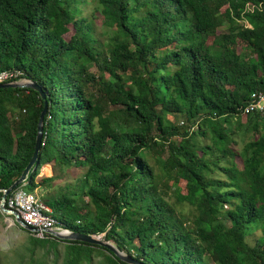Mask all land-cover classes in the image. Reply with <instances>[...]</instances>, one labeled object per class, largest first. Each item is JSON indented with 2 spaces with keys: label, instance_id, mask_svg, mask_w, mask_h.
<instances>
[{
  "label": "trees",
  "instance_id": "trees-1",
  "mask_svg": "<svg viewBox=\"0 0 264 264\" xmlns=\"http://www.w3.org/2000/svg\"><path fill=\"white\" fill-rule=\"evenodd\" d=\"M84 2L0 0V72L45 93L0 87V201L33 155L47 101L29 190L51 186L55 176L36 180L45 163L87 167L42 195L59 221L145 264H264V111H243L264 90V0H97L104 45ZM101 56L97 81L88 66ZM43 239L56 258L65 242L62 264H129L97 244Z\"/></svg>",
  "mask_w": 264,
  "mask_h": 264
},
{
  "label": "rangeland",
  "instance_id": "rangeland-1",
  "mask_svg": "<svg viewBox=\"0 0 264 264\" xmlns=\"http://www.w3.org/2000/svg\"><path fill=\"white\" fill-rule=\"evenodd\" d=\"M97 0H86L81 4V15L86 17L93 24V32L95 38L100 41L99 43L105 44L107 42V36L105 35V27L103 26V16L96 8ZM105 33V34H104ZM104 49V46L101 47ZM103 57H98V60L90 61L88 66V72L94 75L97 81L106 80L107 74L103 68ZM184 118L178 115L175 122L184 128ZM207 142V141H206ZM242 145L239 140L237 148ZM166 154L162 157H164ZM87 167H70L65 171H62L57 165L53 163H45L39 169L37 179L39 182L42 177L55 176L51 186L46 188L38 187L35 189V194L42 198V195H47L48 191H53L56 188L65 189L67 184H78L81 176L86 172ZM26 190H29L28 180L24 186ZM188 209V206H185ZM32 234V233H30ZM28 232L23 230L15 220L13 215H9L0 209V264H34L31 260L30 246L35 245L34 257L46 264H62L63 249L65 242L59 243V254L56 258L51 248V241L41 239L38 243H34L32 236ZM30 253V254H29ZM101 256H95V261L92 264H100ZM39 264V263H35Z\"/></svg>",
  "mask_w": 264,
  "mask_h": 264
},
{
  "label": "built area",
  "instance_id": "built-area-1",
  "mask_svg": "<svg viewBox=\"0 0 264 264\" xmlns=\"http://www.w3.org/2000/svg\"><path fill=\"white\" fill-rule=\"evenodd\" d=\"M253 4H247L246 9L252 10ZM247 26H251L246 22ZM21 73L16 69H7L0 72V82L23 80ZM244 113L264 111V90L253 91L243 107ZM44 144V138L42 144ZM27 180L13 189L6 197L4 205L8 210L17 212L26 226L32 228L31 233L37 238L55 237L48 230L61 233L71 229L53 215L52 207L34 192L26 190ZM9 215H12L9 213Z\"/></svg>",
  "mask_w": 264,
  "mask_h": 264
},
{
  "label": "water",
  "instance_id": "water-1",
  "mask_svg": "<svg viewBox=\"0 0 264 264\" xmlns=\"http://www.w3.org/2000/svg\"><path fill=\"white\" fill-rule=\"evenodd\" d=\"M0 87H12V88H31L41 93V96L45 98V93L42 87L33 79L31 78H23V80H15V81H7V82H0ZM48 109V102L45 101L44 107L40 113L38 126H37V136L35 142V148L31 159L29 160L28 164L23 169L21 175L8 187L2 189L3 194L0 201V209L9 214L11 213L18 224H20L23 228L32 231V228L26 226L23 221L18 216L17 212L8 210L5 205V199L7 195L16 187L21 185L24 181H26L29 177V173L34 170L36 167L38 160H39V152L41 149L42 139H43V130H44V116ZM53 236L60 240H78L83 241L91 244H97L103 247H106L111 252H113L117 257H119L122 261H125L129 264H145L141 260L134 258L133 256L129 255L128 253L124 252L120 247H118L115 243L106 240L103 238L102 234H85L82 232H78L75 230H71L70 232L61 233L55 230H48Z\"/></svg>",
  "mask_w": 264,
  "mask_h": 264
}]
</instances>
